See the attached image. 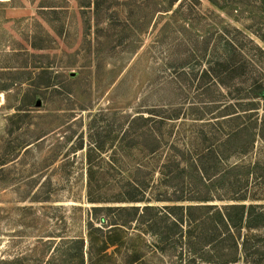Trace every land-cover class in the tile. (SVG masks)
<instances>
[{
  "label": "rangeland",
  "instance_id": "rangeland-1",
  "mask_svg": "<svg viewBox=\"0 0 264 264\" xmlns=\"http://www.w3.org/2000/svg\"><path fill=\"white\" fill-rule=\"evenodd\" d=\"M169 1L0 0V264H186L178 249L157 250L150 232L103 223L111 214L94 207L113 205L98 197L111 199L117 187L93 200L87 191L89 162L98 170L146 161L119 143L135 116L178 108L189 134L204 121L195 118L260 101L262 121L264 88L256 99L248 88L255 75L264 85L261 53L252 52L258 71L237 74L227 90L205 75L226 53L223 41L215 49L222 28L240 23L209 0L164 11ZM257 148L240 162L264 164L263 140Z\"/></svg>",
  "mask_w": 264,
  "mask_h": 264
},
{
  "label": "trees",
  "instance_id": "trees-1",
  "mask_svg": "<svg viewBox=\"0 0 264 264\" xmlns=\"http://www.w3.org/2000/svg\"><path fill=\"white\" fill-rule=\"evenodd\" d=\"M178 1L170 0L163 10L172 9ZM209 1L241 25L227 23L222 28L215 49L223 41L226 53L213 57L205 72L214 86L227 90L237 74L258 71L257 56L252 52L264 56V47L250 34L264 40V0ZM259 23L260 32L254 29ZM251 79L249 95L260 98L264 85L256 75ZM233 107L226 105L228 109L223 112L228 113L223 117L195 118L204 121L194 124V128H201H192L189 134L178 123V108L155 117H133L119 143L131 151L140 149L142 157L137 159L146 161L98 170L89 162L87 169L91 200L109 185L118 190L111 199L98 197V203H114L94 207L111 214L103 223L119 233L129 229L150 232L158 239L157 250L178 249L186 264H235L241 259L264 264V203L259 202L264 200L259 194L264 164L260 157L240 162L258 150L260 139L264 141V114L261 121L260 101H251L243 113ZM90 156L88 152V160ZM234 157L238 160L230 163ZM115 175L117 179L112 178ZM222 184L228 185L226 195L218 193Z\"/></svg>",
  "mask_w": 264,
  "mask_h": 264
}]
</instances>
